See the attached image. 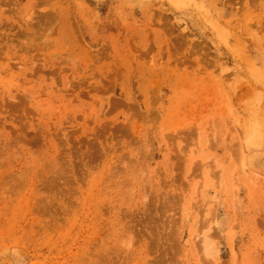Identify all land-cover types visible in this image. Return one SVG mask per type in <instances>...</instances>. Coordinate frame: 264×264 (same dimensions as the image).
I'll list each match as a JSON object with an SVG mask.
<instances>
[{
  "label": "rangeland",
  "instance_id": "obj_1",
  "mask_svg": "<svg viewBox=\"0 0 264 264\" xmlns=\"http://www.w3.org/2000/svg\"><path fill=\"white\" fill-rule=\"evenodd\" d=\"M0 264H264V0H0Z\"/></svg>",
  "mask_w": 264,
  "mask_h": 264
}]
</instances>
